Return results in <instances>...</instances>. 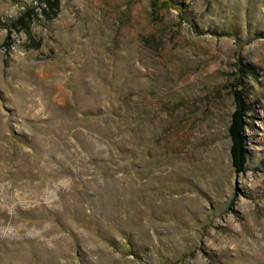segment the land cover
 Returning <instances> with one entry per match:
<instances>
[{"label": "rangeland", "instance_id": "obj_1", "mask_svg": "<svg viewBox=\"0 0 264 264\" xmlns=\"http://www.w3.org/2000/svg\"><path fill=\"white\" fill-rule=\"evenodd\" d=\"M0 264H264V0H0Z\"/></svg>", "mask_w": 264, "mask_h": 264}, {"label": "trees", "instance_id": "obj_2", "mask_svg": "<svg viewBox=\"0 0 264 264\" xmlns=\"http://www.w3.org/2000/svg\"><path fill=\"white\" fill-rule=\"evenodd\" d=\"M20 20H23L22 18ZM234 109L230 116L227 132L230 140V157L233 170L239 174L247 162L245 144V118L248 111L243 93L233 91Z\"/></svg>", "mask_w": 264, "mask_h": 264}]
</instances>
